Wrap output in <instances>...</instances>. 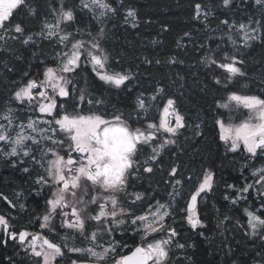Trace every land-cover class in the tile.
<instances>
[{
	"label": "snow or ice",
	"instance_id": "obj_1",
	"mask_svg": "<svg viewBox=\"0 0 264 264\" xmlns=\"http://www.w3.org/2000/svg\"><path fill=\"white\" fill-rule=\"evenodd\" d=\"M222 2L227 7L232 0ZM255 4L264 7V0H255ZM79 8L87 9L101 24L110 14L118 12L109 0H79ZM25 9L27 15L37 14L31 0H0V41L15 39L27 45L35 43L34 37L39 36L56 39L65 50L58 54V63L54 67L46 66L38 78H28L14 89L12 99L38 115L35 119L29 117L26 124H17L13 110L7 109L0 117L6 122L0 123V145L4 146L0 151L8 157L29 158L44 169L45 174L36 181L48 189L40 227L53 234L58 242L42 232L14 231L4 215H0V231L12 241L26 245L23 250L37 258L35 264H108L109 261L111 264H172L170 253L173 245L184 249L185 244L175 242L174 238L179 233L166 221L173 216L174 205L181 196L177 189L178 186L183 187L184 181L169 180L171 191L169 200L165 202H149L143 193L129 192L128 189L130 181L139 179L141 172L152 174L162 170L160 159L163 150L176 144L175 137L186 127L185 116L176 107V100L165 97L163 105L153 106L158 116L149 119L150 106L141 94L137 97L136 108L145 119L137 120L139 126L136 127L122 113L109 115L94 107L102 105L103 101L86 98L85 89L77 93L76 82L72 79V74L78 75L77 69L82 64L90 65L99 80L115 89L126 87L132 79L130 73L111 68L110 55L102 43L105 28L98 27L96 35L87 28L69 31L68 27H73L76 20V11L61 3L58 11L53 10L56 22H46L43 31L32 33L21 17ZM209 14L201 4L195 5V19L206 21ZM137 19V12L129 8L125 23H131L135 28L138 27ZM222 23L237 27L229 25L228 20ZM61 25L67 27L62 28ZM261 28H264V23L259 20L238 25L237 31L242 33L245 47L250 46V41L261 39ZM85 36L88 39H84ZM233 45L236 46V41ZM146 62L151 63L147 58ZM204 62L210 69L221 70L212 76L217 85L223 83L227 87L237 77L246 75L242 68L244 61L226 51L219 58L215 53L211 58L206 56ZM163 92V88L158 89V94ZM150 99L155 101L157 96ZM218 107L241 116L238 123L231 116L227 122L222 118L216 120L219 138L228 151L243 150L253 161L264 160V94L233 91L224 102L218 103ZM240 109L247 111L239 112ZM23 171L28 172L29 168L24 167ZM177 172L178 168L173 165L168 176L176 177ZM252 176L253 183L245 184L239 190L241 194L257 185L264 187V165L253 168ZM187 179L190 181L191 177ZM214 179L215 174L211 170L199 177L181 209L192 229L206 227L198 211V198L202 199V194L212 191ZM241 198L245 197L241 195ZM232 202L235 204L237 200ZM245 214L251 230L249 234L264 239V199L258 209H245ZM128 226H134V230L141 234V242L130 254L122 255L117 251L122 246L115 239V234ZM77 240L79 245L75 243ZM4 243L7 244L8 240ZM66 253L75 254L77 258L69 257L65 262Z\"/></svg>",
	"mask_w": 264,
	"mask_h": 264
},
{
	"label": "trees",
	"instance_id": "obj_2",
	"mask_svg": "<svg viewBox=\"0 0 264 264\" xmlns=\"http://www.w3.org/2000/svg\"><path fill=\"white\" fill-rule=\"evenodd\" d=\"M109 2L118 12L110 14L102 24L91 12L79 8V0H31L37 14L27 15L25 9L21 17L32 33H39L44 29L42 21H56L53 10L58 11L63 3L76 11V20L73 27H68L69 31L87 28L96 35L98 27L105 28L102 43L110 55L111 68L130 73L132 79L126 87L115 89L99 80L87 65L82 64L77 69L78 75L72 74V79L76 82L77 93L85 89L86 98L103 101L102 105L94 107L109 115L122 113L136 127L139 126L137 120L145 119L144 114L138 113L136 108L137 97L141 94L151 107L149 119L158 116L153 106L163 105L165 97L176 100V107L185 116L186 127L175 137L176 144L168 145L163 150L160 159L162 170L152 174L141 172L139 179L130 181L131 187L128 189L129 192L143 193L149 202H165L169 200L168 193L171 191L169 180L184 181L182 188L178 186L181 196L174 205V212L179 211L176 215L181 216V221L174 222L175 217L172 216L168 223L173 220L172 227L187 242L193 240L196 234V244L183 249L181 260L178 262L175 259L172 264H264V239L249 234L245 214L246 208L258 209L261 201L250 205L247 202H232L239 189L253 183L252 170L264 165V160L253 161L243 150L235 153L228 151L224 141L219 138L216 123L217 119L222 118L227 122L230 116H235L228 109L218 107V103L224 102L231 92L264 94V28L260 30L261 39L254 40L249 47L240 43L234 47L228 27L222 21L228 20L229 24L235 25L256 20L264 23V7L256 5L255 0H232L227 7L222 0ZM197 3L209 11L206 21L203 18L195 19ZM129 8L137 12L138 27L133 28L131 23H125ZM186 32L190 35L186 36ZM83 38L88 39L87 36ZM34 39L35 43L27 45L15 39L0 41V113L12 108L19 119H26L30 113L12 99L14 89L28 78H38L37 74L46 66H55L58 53L64 49L56 43V39L39 36ZM224 51L243 60L242 68L246 73L227 87L223 83L215 84L212 79L213 74H219L221 70L210 69L204 62L206 56L211 58L215 53L219 58ZM146 58L151 63L146 62ZM160 88L164 92L158 94ZM153 95L157 99L151 102ZM68 107L71 111V106ZM173 165L178 172L176 177L170 178L168 171ZM208 170L215 174L214 188L211 195H206L198 204L201 220L206 227L194 231L184 219L181 209L185 207L188 194L194 190L198 178ZM44 174V169L43 173H23L20 168L13 170L6 163L4 166L0 163V213L9 219L13 227L31 228L32 219L35 218L37 224L45 214L48 189L36 182ZM188 177H191L190 181ZM229 185H234V189ZM17 190H20L21 197L15 207H11L3 201V197L13 196ZM226 194L229 195L228 200ZM226 216L227 221L224 219ZM201 232L203 235H200ZM6 239L7 244L0 236V264L34 263L35 258L25 255L17 241ZM69 257L74 259V255L68 254L65 262Z\"/></svg>",
	"mask_w": 264,
	"mask_h": 264
},
{
	"label": "flooded vegetation",
	"instance_id": "obj_3",
	"mask_svg": "<svg viewBox=\"0 0 264 264\" xmlns=\"http://www.w3.org/2000/svg\"><path fill=\"white\" fill-rule=\"evenodd\" d=\"M17 19H19V18H17ZM45 23L46 22L42 21V24L43 25H45ZM26 110H27V112L30 113L27 117H36L38 115L37 113L32 112V111L28 110L27 108H26ZM15 162H16V158L15 157L14 158H4L2 152H0V163H1L2 166H4V163H6V165H7V167L9 169L16 170L17 168H20V170L22 171L23 168H24L23 165L22 164H18L17 162H16L17 163L16 164ZM213 188H214V186H213ZM260 191L261 190L257 191V188L253 187V189H251L248 192L246 198L244 200H240V202H247L249 205L252 202H260L262 200V198H264V194L261 193ZM20 193H21L20 190H17L16 194L13 195V196H9L7 198V200H5L4 197H3V201L5 203H7L9 206L13 207L12 205H15L16 203L19 202V199L21 197V194ZM46 194L48 195V191H47ZM206 195H211V193L208 192L206 194H202V197L204 198ZM237 196H238V193L236 194V197L234 199H232V201L235 200V199H237ZM225 197H227V200H228L229 195L226 194ZM200 200L201 199L198 198V204H199V201ZM8 201H11V204H9ZM259 207H260V205H259ZM176 213L177 212H174V215H173L175 217L174 222H177V221L180 222L181 221V216H179V215L177 216ZM0 215H4V214L0 213ZM168 219H167V225H170L172 227L171 223L173 222V220L168 223ZM224 219L227 221L228 220V217L226 216ZM34 221H35V218L32 219V222L33 223L31 225V228H25L24 226H22V227L21 226L20 227L18 226V228H15L11 224L10 225L12 226V230H14V231H24V230H27L28 232L33 233V234L41 233L42 232L44 235L48 236L50 239L57 240V242H58V239L53 234L49 233L46 229H42L40 227V224L42 222L41 219L39 220V223H37V224H35ZM193 230L195 231V229H193ZM0 236H1V239L3 240V242H4V239H5V237H7V235L3 231H0ZM190 236L192 238V235H190ZM193 237H194L193 240H191L190 242H187L186 241V238L181 239V235L179 233V235L176 236L174 238V240L177 243L185 244V248L184 249H187L189 247H194L195 246V244H196V234L193 235ZM115 239L117 241H119L120 245L122 246V247H120V248L117 249L118 253L119 254H122V255H128V254L131 253V251L134 250L135 246H137L141 242V234L139 232H137V231L134 230V226H128L125 229H122L120 232L116 233L115 234ZM78 241L79 240H77L75 243L77 244ZM2 244H4V243H2ZM192 245H194V246H192ZM21 246L23 247V249L26 247V245H21ZM182 250L183 249H179V248L175 247V244L173 245L172 253H170V255L172 257V263L175 261V259H177L178 262H179V260H181ZM175 252H177V255H175ZM19 253H21V250H19ZM25 253H26L25 255H29L30 257H32L29 252H25ZM68 254H71V253H66V256ZM71 255H74V259L76 258V255L75 254H71ZM66 256H65V258H66ZM176 256H177V258H176ZM82 259H84V258H82ZM108 264H111V261H109Z\"/></svg>",
	"mask_w": 264,
	"mask_h": 264
},
{
	"label": "rangeland",
	"instance_id": "obj_4",
	"mask_svg": "<svg viewBox=\"0 0 264 264\" xmlns=\"http://www.w3.org/2000/svg\"><path fill=\"white\" fill-rule=\"evenodd\" d=\"M85 10V9H84ZM87 10V9H86ZM56 22V21H55ZM54 22V23H55ZM51 23V22H50ZM229 25H232V24H229ZM237 27H238V25H236ZM61 27L62 28H64V27H66V25H61ZM228 28V33H229V36H230V38H231V40L232 41H236V44H238V43H240V44H244L243 43V41H242V39H241V36H242V33H240V32H238L237 31V27H230V26H227ZM44 30V29H43ZM253 41H250L249 43L251 44ZM56 43L57 44H59L58 42H57V40H56ZM63 47V46H62ZM65 49H63V51H64ZM61 53H62V51H61ZM58 54H60V53H58ZM57 58H58V55H57ZM57 61V63H58V59L56 60ZM86 65V64H85ZM89 68H90V70H91V66L90 65H87ZM54 67V66H53ZM92 71V70H91ZM42 71H40L39 72V75H40V73H41ZM38 74H37V76H39ZM97 77V76H96ZM98 78V77H97ZM99 79V78H98ZM150 101L152 102V100L150 99ZM151 108V107H150ZM7 109H9V108H7ZM12 109V108H11ZM7 111V110H6ZM6 111H4L3 113H0V117H2L5 113H6ZM155 111H157L156 109H155ZM246 111L247 110H244V109H240L239 110V112H243V113H246ZM13 113H14V111H13ZM230 113H235V116L233 117V120H234V122H236V123H238L239 122V120H240V118H241V116L239 115V113H237V112H230ZM14 116L16 117V119H15V123H20V122H23V123H27L28 122V118L29 117H26V119H19L18 117H17V115H15V113H14ZM32 119H35L36 117H31ZM0 123H6L5 121H3L2 119H0ZM179 134V133H178ZM165 136H167L168 134H164ZM162 139L164 138V137H161ZM0 147H4L3 145H0ZM8 150V148H6L5 147V151H7ZM0 152H2V154H3V157L4 158H14V157H8V156H5L4 155V152L3 151H0ZM37 156H39V154H37ZM16 158V162L18 163V164H22L23 165V167H28L29 168V171L28 172H31V171H33V172H39V173H43V168H41L39 165H35V164H33L32 162H31V160L29 159V158H26V157H15ZM21 161H23V163H21ZM15 162V163H16ZM16 163V164H17ZM22 172L23 173H27V172H24L23 170H22ZM232 189H234L233 187H231ZM255 188H259V190H261V193H263L264 194V187H261V186H259V185H257V186H255ZM251 189H253V188H251ZM251 189H249V191L251 190ZM240 190V189H239ZM238 190V196H237V199H235V200H237V202H239L240 200H244L245 198H246V196H247V194H248V192L247 193H243V194H241V192ZM241 195H243V197H245V198H241ZM179 198V197H178ZM178 198H177V200H178ZM246 209H249V210H252L251 208H246ZM177 213L179 212V211H176ZM174 215V214H173ZM166 223H167V221H166ZM246 224H247V220H246ZM247 228H248V232L250 233V228L247 226ZM77 258V257H76ZM81 258H84V257H81ZM36 259L37 258H35V260H34V263L33 264H35V261H36Z\"/></svg>",
	"mask_w": 264,
	"mask_h": 264
}]
</instances>
